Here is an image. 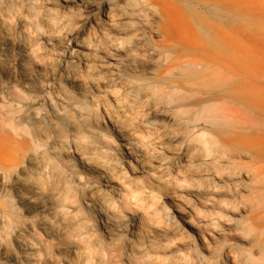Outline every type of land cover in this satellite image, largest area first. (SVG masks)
<instances>
[{"label":"rangeland","instance_id":"obj_1","mask_svg":"<svg viewBox=\"0 0 264 264\" xmlns=\"http://www.w3.org/2000/svg\"><path fill=\"white\" fill-rule=\"evenodd\" d=\"M120 2L81 32L72 0H0V264H263L264 0ZM117 61L150 105L107 86ZM147 112L178 117L197 172L155 167Z\"/></svg>","mask_w":264,"mask_h":264},{"label":"bare ground","instance_id":"obj_2","mask_svg":"<svg viewBox=\"0 0 264 264\" xmlns=\"http://www.w3.org/2000/svg\"><path fill=\"white\" fill-rule=\"evenodd\" d=\"M72 3L88 9V13L82 21L81 32H85L87 29L91 31L97 30L100 26L101 20L99 15L103 13L106 15V18H108V11L117 9L121 4L120 0H72ZM138 33L139 39L136 45L141 47L150 57L152 64H156L158 62L166 63L170 61L171 50L170 47L167 46V42L150 40L147 33L142 30H139ZM75 38V35L71 36L72 40H75ZM118 63L119 61L103 66L102 73L105 81L107 82V86L112 87L115 85H121L124 88L123 100L143 105H150L152 101L151 95L148 92L142 91L140 85L123 76L119 72ZM190 65L194 66L196 63L192 62ZM152 71L153 68L150 67L149 73ZM73 82L79 86H83L84 84L78 80H73ZM211 109L213 108H205L203 111L205 110L204 112H206ZM180 123L181 122L178 117L174 115L166 120L163 117H155V115L151 112L145 113L143 116L139 117L136 122V129L138 131H143L149 134L154 141L157 140L155 144L156 155L154 154L152 159L155 167L163 174H169L182 169L188 170V167H190L189 170L191 172L195 173L197 172L195 167L203 164L204 162L203 158H193L192 155L194 153V148L190 144L186 143L185 135L179 126ZM125 147L127 148V146ZM130 150L137 152V156L139 157L145 155L143 149L138 146L133 145V148ZM126 154L132 156L133 153L129 152ZM126 163L127 161L123 158H111L102 161L99 164V167L109 179H112L114 172L126 170ZM100 191L101 189H96L97 193H100ZM132 196L133 195H131V197ZM231 248L239 249L236 245ZM261 262L264 264V260Z\"/></svg>","mask_w":264,"mask_h":264}]
</instances>
